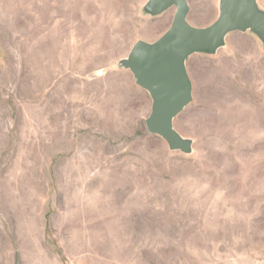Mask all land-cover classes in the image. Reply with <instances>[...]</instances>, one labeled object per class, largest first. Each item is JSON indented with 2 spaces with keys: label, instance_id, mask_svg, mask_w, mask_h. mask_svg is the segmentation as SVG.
I'll return each instance as SVG.
<instances>
[{
  "label": "rangeland",
  "instance_id": "obj_1",
  "mask_svg": "<svg viewBox=\"0 0 264 264\" xmlns=\"http://www.w3.org/2000/svg\"><path fill=\"white\" fill-rule=\"evenodd\" d=\"M149 1L0 0V264H264V45L189 59L193 152L171 151L120 65L171 26Z\"/></svg>",
  "mask_w": 264,
  "mask_h": 264
},
{
  "label": "water",
  "instance_id": "obj_2",
  "mask_svg": "<svg viewBox=\"0 0 264 264\" xmlns=\"http://www.w3.org/2000/svg\"><path fill=\"white\" fill-rule=\"evenodd\" d=\"M172 8L176 12L170 28L154 43H136L120 65L152 100L145 121L147 132L164 140L171 151L191 154L193 141L175 128L176 119L193 100L189 59L196 54H217L232 33L250 32L264 45V10L258 0H220L219 16L207 27L189 22L188 0H150L145 12L156 17Z\"/></svg>",
  "mask_w": 264,
  "mask_h": 264
}]
</instances>
